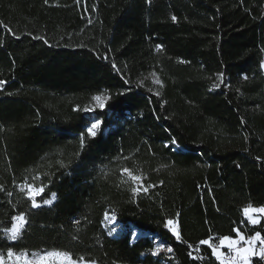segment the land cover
I'll return each instance as SVG.
<instances>
[{"label": "trees", "instance_id": "trees-1", "mask_svg": "<svg viewBox=\"0 0 264 264\" xmlns=\"http://www.w3.org/2000/svg\"><path fill=\"white\" fill-rule=\"evenodd\" d=\"M262 49L264 0H0V229L29 219L15 242L0 231V252L221 264L200 241L235 228L264 238L243 212L264 206ZM105 93L104 109L74 110ZM92 119L101 129L81 147ZM141 183L152 186L133 192ZM30 184L44 188L38 209ZM105 213L123 235L107 232Z\"/></svg>", "mask_w": 264, "mask_h": 264}, {"label": "snow or ice", "instance_id": "snow-or-ice-1", "mask_svg": "<svg viewBox=\"0 0 264 264\" xmlns=\"http://www.w3.org/2000/svg\"><path fill=\"white\" fill-rule=\"evenodd\" d=\"M47 2L48 0H45V3ZM76 2L80 3V0H76ZM171 19L173 21H176L177 17L173 15ZM90 22L91 21H89V23ZM8 31L11 32L12 30L9 28ZM13 35L15 34L13 33ZM29 35H31V33H29ZM17 39H19V37H17ZM33 39L43 40L44 37L33 36ZM45 43H47L46 40ZM157 50H159V46ZM262 51H264V49H262ZM106 58L107 57H105V59ZM112 67L113 69L119 71L115 63H112ZM260 67L264 68V63H261ZM223 75L224 74L222 72L218 73V80L220 81V83L223 82ZM244 79L247 80L248 77L245 76ZM154 82L157 84H161V86H163L162 82L158 78H156ZM5 83H6L5 80H0V90H3ZM212 87L213 88L219 87V83L213 84ZM149 90L151 91V89ZM8 95H12V93H8ZM110 99L111 97L107 95V93L94 95L91 97V100L93 101V104L91 106L85 105L82 109L79 106H77L74 110L88 113L95 111L96 108L104 109L106 107L107 101ZM102 123L103 121L96 119L94 122L85 125V131L80 134L81 147L85 145V134L88 137L95 138L97 135V131L98 129H100ZM173 143H175L174 140ZM257 159H259V157ZM239 166L240 165H237V167ZM121 173L122 174L127 173L129 178L133 182L142 181L141 176L134 175L132 171L128 168L121 169ZM151 186L152 185L145 186L141 183L140 188L133 187L132 191L137 192L142 189L144 192H147L148 187ZM28 189H29L28 199L31 201V208L32 209L40 208L41 204L37 202L35 196H33L31 193L32 191H35L37 194L42 193L44 191L43 186L36 188L35 185L30 184L28 185ZM52 195L53 198H55V193H53ZM44 203L50 204L51 200H45ZM250 211L254 213L264 214V206L254 208L251 204H249L247 207L243 209L245 216L251 222V224L256 225L258 221L252 215H249ZM105 220L108 221L109 223L114 224L116 221V217L115 215L109 216L107 213H105ZM28 223H29L28 215L24 212H20L12 217V223L10 227H4L3 229H0V231H2L6 235V238L8 240L15 242L22 236L25 230V225H27ZM77 223H79V221H77ZM169 226L172 234L176 237L177 240H180L181 233L178 231L176 221L172 219L167 220L165 223V227L167 228ZM233 231L236 233L238 239H233L231 236H224L219 240V244L216 246H213L212 242L208 239H204L200 241V243L203 245H208L212 249L213 254L216 255L217 259H221L222 257V253L219 251L220 246L227 245L228 247L232 248L235 252V255L229 258L228 264H251V258L253 256H257L260 258L261 261H264V238H262L260 231H256L254 237H249V238H246L245 235L241 233L239 228H235L233 229ZM112 233H113V229L110 228L109 234ZM135 238L136 237L133 236V239ZM241 241H243L245 245H248V247H245L243 249L236 247V245H238ZM256 241H259L261 245V247L258 250L255 249L254 247ZM189 247H192V245H189ZM160 251L161 249L157 248L152 254L158 255ZM166 251L172 252L173 250L171 248H167ZM52 262H55V264H94V262L86 261L83 256L74 259L73 254L67 250H52V251H47L43 254L39 252H33L31 254V258H29V254L26 250H19V251L14 250V248L11 246L7 248L6 254L4 252H0V264H52ZM221 264H224L223 260L221 261Z\"/></svg>", "mask_w": 264, "mask_h": 264}, {"label": "rangeland", "instance_id": "rangeland-1", "mask_svg": "<svg viewBox=\"0 0 264 264\" xmlns=\"http://www.w3.org/2000/svg\"><path fill=\"white\" fill-rule=\"evenodd\" d=\"M95 120L94 119H92V121L90 122V123H92V122H94ZM100 129H101V127H100ZM100 129H98V131H97V133L100 131ZM32 185V184H31ZM36 188H39V187H36ZM22 189H23V191L27 194V196L29 195V189H28V185H24L23 187H22ZM43 193H44V191L42 192V193H39V194H37L35 191H32V195L33 196H35V198H36V200H37V202L39 203V199L41 198V196L43 195ZM48 200H51V203L50 204H45V203H42V205H44V206H47V205H51L54 201H55V198H53V196L50 198V199H48ZM261 207V206H260ZM255 208V207H254ZM245 215V214H244ZM249 215H252L255 219H257V221H258V223L256 224V225H252L251 224V222L249 221V223H250V225H252V226H259L260 224L262 225V228L264 229V214H261V213H254V212H249ZM247 218V217H246ZM105 227H106V230H107V232L109 233V229L111 228V229H113V233L111 234L114 238H117V237H119V236H121V235H123L125 232H126V230H127V228L123 225H120L119 223H118V221L116 220L115 221V223L114 224H112V223H109L108 221L106 222V224H105ZM168 228H170V226L168 227ZM171 231V230H170ZM244 235V234H243ZM255 235V234H254ZM254 235H251V236H248V235H245V237L246 238H249V237H254ZM133 236H135L136 237V239L137 238H139L140 236H142V234L140 233V232H137V231H133ZM262 236V235H261ZM263 238V237H262ZM233 239H238V237H236V238H233ZM219 244V243H218ZM217 244V245H218ZM216 246V245H215ZM236 247H238V248H241V249H243V248H245V247H248V245H245L244 244V242L243 241H241L238 245H236ZM254 247H255V249H259L260 247H261V245H260V243H259V241H256L255 242V245H254ZM160 248H162V247H160ZM219 251L222 253V257H221V259H218L220 262L223 260L224 261V264H228V261H229V258L231 257V256H234L235 255V252H234V250L232 249V248H230V247H228L227 245H222V246H220L219 247ZM168 253H170V252H168ZM41 254H43V253H41ZM215 255V254H214ZM215 257H216V255H215ZM29 258H31V254H29ZM217 258V257H216ZM254 258H256V259H260L259 257H257V256H253L252 258H251V264H253V259ZM52 264H55V262H52ZM94 264H96V263H94ZM169 264H172V263H169Z\"/></svg>", "mask_w": 264, "mask_h": 264}]
</instances>
